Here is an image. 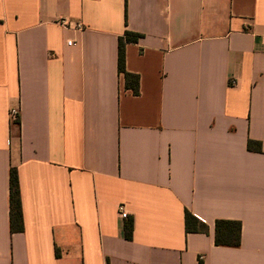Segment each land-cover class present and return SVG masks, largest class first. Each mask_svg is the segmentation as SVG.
Listing matches in <instances>:
<instances>
[{"label": "crops", "instance_id": "1", "mask_svg": "<svg viewBox=\"0 0 264 264\" xmlns=\"http://www.w3.org/2000/svg\"><path fill=\"white\" fill-rule=\"evenodd\" d=\"M0 264H264V0H0Z\"/></svg>", "mask_w": 264, "mask_h": 264}, {"label": "trees", "instance_id": "2", "mask_svg": "<svg viewBox=\"0 0 264 264\" xmlns=\"http://www.w3.org/2000/svg\"><path fill=\"white\" fill-rule=\"evenodd\" d=\"M142 35L131 31L126 33L119 39L118 51V67L120 73L124 74L126 79V87L135 95L140 93V78L139 75L130 73L126 67V49L128 44L138 43ZM255 145H258L255 148ZM260 144L258 142H249V149L259 150ZM10 223L12 232H21L24 230L23 224V209L20 194V183L18 171L11 170L10 174ZM186 228L188 232L206 233L208 227L201 223L191 213L186 214ZM133 222L126 225V238L132 239ZM242 239V223L240 221L232 220H217L215 225V243L217 246L239 247Z\"/></svg>", "mask_w": 264, "mask_h": 264}, {"label": "built area", "instance_id": "3", "mask_svg": "<svg viewBox=\"0 0 264 264\" xmlns=\"http://www.w3.org/2000/svg\"><path fill=\"white\" fill-rule=\"evenodd\" d=\"M59 23L61 25H63L64 27L71 28V27L74 26V28L77 29V30L83 29V25H81L80 23L74 24V23H72L70 21H67L65 19L59 20ZM10 118L14 122H16L18 120V110L17 109L11 111ZM118 211H119V214L122 216V218L127 219L129 217V214H128L127 210H126L125 205H123V204L120 205L118 207ZM202 259H203V257L201 256L200 260H202Z\"/></svg>", "mask_w": 264, "mask_h": 264}]
</instances>
